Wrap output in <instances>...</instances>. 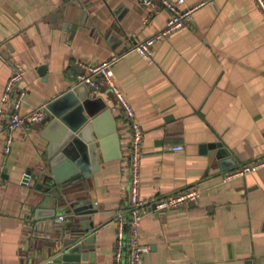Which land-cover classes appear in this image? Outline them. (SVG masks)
Segmentation results:
<instances>
[{"label": "crops", "instance_id": "obj_1", "mask_svg": "<svg viewBox=\"0 0 264 264\" xmlns=\"http://www.w3.org/2000/svg\"><path fill=\"white\" fill-rule=\"evenodd\" d=\"M83 1L86 23L69 22L63 0H0V99L15 64L25 70L19 82L24 113L65 92L88 67L119 54L111 69L143 129L141 196L200 190L187 207L143 217L144 264H264V166L224 178L232 167L264 155V18L254 2L185 0V6L214 4L156 42L149 63L134 45L164 26L166 9L156 0L154 8L139 0ZM103 89L121 157L100 160L84 193L96 207L91 260L114 264L113 218L127 207L130 127ZM45 123L44 114L28 129L15 130L6 153L0 144V264H31L41 195L36 185L43 180L33 174L47 164ZM216 142L234 160L231 167L222 169Z\"/></svg>", "mask_w": 264, "mask_h": 264}, {"label": "water", "instance_id": "obj_2", "mask_svg": "<svg viewBox=\"0 0 264 264\" xmlns=\"http://www.w3.org/2000/svg\"><path fill=\"white\" fill-rule=\"evenodd\" d=\"M68 2L66 17L73 23H86L88 7L83 0ZM44 66H41V71ZM45 114L41 135L47 140V164L33 174L42 178L36 186L41 191L35 206L31 264H93L89 244L94 239L92 214L96 207L84 193L85 181L99 169L100 160L121 157L116 120L102 95L90 96L82 82L74 83L43 106ZM216 158L222 169L234 160L220 142ZM32 170L27 169L25 180ZM58 210L65 216H57ZM42 211L43 213H40Z\"/></svg>", "mask_w": 264, "mask_h": 264}, {"label": "built area", "instance_id": "obj_3", "mask_svg": "<svg viewBox=\"0 0 264 264\" xmlns=\"http://www.w3.org/2000/svg\"><path fill=\"white\" fill-rule=\"evenodd\" d=\"M155 0H139L149 8H154ZM167 10V18L164 26L137 42L134 49L141 54L149 63L154 62L153 46L156 42L163 40L175 30L189 22L193 14L205 5H213V1H201L191 6H185V0H156ZM259 13L264 18V0H252ZM119 54H112L108 59L100 61L84 72L77 75V82H82L88 87L90 96H99L104 93L106 86L107 99L115 101L122 108L125 119L130 127L128 138V198L125 209H117L113 221L116 225V239L113 250L114 264H144V254L147 247L140 244V224L143 217L151 210H172L187 207L190 203L196 202L200 196L199 188L193 186L185 188L164 197L147 200L141 196V157L143 129L136 119L133 106L127 96L117 85L111 66L119 58ZM25 70L21 65L15 64L6 81L4 91L0 99V144L6 153L10 149L13 139V132L18 129H28L29 124L41 121L44 117L43 106H37L20 112V107L25 95V90L19 87V82L24 76ZM172 150H180L182 145L169 146ZM264 166V155L255 160L243 163L238 167H232L224 176L230 179L235 176L244 175L256 171ZM2 178L0 176V188ZM1 203V193H0ZM62 216H60L61 218ZM126 257V260H125Z\"/></svg>", "mask_w": 264, "mask_h": 264}, {"label": "trees", "instance_id": "obj_4", "mask_svg": "<svg viewBox=\"0 0 264 264\" xmlns=\"http://www.w3.org/2000/svg\"><path fill=\"white\" fill-rule=\"evenodd\" d=\"M104 90V89H103Z\"/></svg>", "mask_w": 264, "mask_h": 264}]
</instances>
